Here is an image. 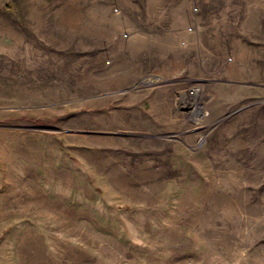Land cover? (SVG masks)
I'll use <instances>...</instances> for the list:
<instances>
[{
    "label": "rangeland",
    "instance_id": "374dc122",
    "mask_svg": "<svg viewBox=\"0 0 264 264\" xmlns=\"http://www.w3.org/2000/svg\"><path fill=\"white\" fill-rule=\"evenodd\" d=\"M0 264H264V0H0Z\"/></svg>",
    "mask_w": 264,
    "mask_h": 264
}]
</instances>
